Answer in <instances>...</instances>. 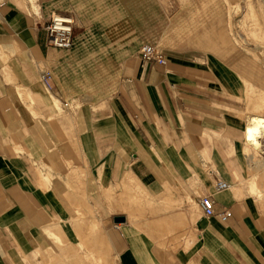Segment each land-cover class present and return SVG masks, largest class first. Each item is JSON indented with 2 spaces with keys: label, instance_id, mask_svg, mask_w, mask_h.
I'll return each instance as SVG.
<instances>
[{
  "label": "crops",
  "instance_id": "obj_1",
  "mask_svg": "<svg viewBox=\"0 0 264 264\" xmlns=\"http://www.w3.org/2000/svg\"><path fill=\"white\" fill-rule=\"evenodd\" d=\"M98 1L0 0V264L38 262L44 256L36 254L47 252L54 238L64 242L71 259L83 244L94 258L114 264H264V185L256 179L261 169L264 178V156H258L261 166L247 165L244 171L252 172L243 175L237 154L229 157L221 143L208 142L239 140L241 124L223 113L224 91L234 94L239 78L224 77L217 55L173 50L165 66L133 55L120 63L109 96L82 103L77 80L64 73L69 56L76 42L86 47L85 32L102 31L99 39L106 44L112 29L83 24L72 48L63 51L47 46L45 26L52 15L79 18L80 10L99 8ZM123 1L110 0L127 24ZM210 15L209 9L190 4L174 13L173 23L201 27ZM173 43V49L182 47L176 39ZM137 46L122 41L106 47ZM42 70L51 74L50 90L42 84ZM244 129L245 122L243 144L233 147L239 155L246 153ZM218 173L247 179L255 194H248L247 186L215 191V180H222ZM112 193L120 196L119 214H111L106 204ZM202 196H211L215 209H228L231 217L224 223L199 219L195 206ZM183 199L186 212L172 222L170 204ZM153 205L162 215L148 218L144 209ZM90 211L94 216L99 211L105 231L110 224L121 225L113 246L98 224L85 229L88 235L80 231V215ZM188 221L197 232L188 251L155 252L152 241L159 246L175 241L174 232ZM112 247L116 261L109 254Z\"/></svg>",
  "mask_w": 264,
  "mask_h": 264
},
{
  "label": "rangeland",
  "instance_id": "obj_2",
  "mask_svg": "<svg viewBox=\"0 0 264 264\" xmlns=\"http://www.w3.org/2000/svg\"><path fill=\"white\" fill-rule=\"evenodd\" d=\"M190 4L193 8L196 4L199 8L209 9V13L212 15L202 18L203 20H208L206 24L203 23L200 27L195 22L192 23L193 26L188 23L181 25L178 22L173 23L174 13L178 9L188 8ZM96 6H99V8H91L90 6V11L86 13L80 10L79 18L74 16L73 37L75 38L79 31L83 29V24L90 25L93 28H100L101 30L109 27L112 30L105 35L108 42L105 44L103 38L99 39V37L104 36L102 31L100 35L92 33V30L85 32L82 36L85 38L81 39L87 41L86 47L80 49L78 48L80 45L76 42L73 55L69 56V61L74 58V64L72 65L67 61V71L64 72L73 80H77L82 103H93L109 96L115 87L116 78L120 71V63L125 57L138 55L140 46L143 43L155 46L165 59L168 52L173 50L186 52L187 55L202 54L204 57L217 55L224 62V66L219 67L224 77L231 78L233 76L234 78H239V80L234 81V94H227V91H224L223 113L230 120L238 121L241 124V128L239 140H208V142L221 143L224 154L229 157L234 156L236 158L238 155L239 158H237L240 160L238 164L243 175L252 172V170L249 172L244 171L247 165L254 167L255 165L261 166L263 164L258 159V151L251 149L246 151L244 146V150L247 153L239 155L233 148L235 144H243L241 133L247 118L255 113L264 117V5L259 0H124L123 6L129 19L127 24H125L126 22H121L119 11L110 0H100ZM31 7L33 8V4ZM95 9H97L96 13H94ZM191 19L195 20V18ZM191 19L187 21L190 22ZM129 22H131L132 27ZM120 25L122 26L120 27ZM81 26L82 28H80ZM118 28H121V31H118ZM169 29H171L170 32H168ZM198 29L203 32L199 33ZM169 36L172 38L169 39ZM173 39L181 43L182 47L173 49L175 44ZM77 40L80 39L77 38ZM122 41H126L129 46L132 43H136L139 47L137 46L134 49L128 47L127 50L106 47L111 46V44L115 46ZM93 46L95 48H91ZM54 74L58 77V73ZM51 99L55 106L58 105V108L61 109L59 103L57 104L53 98ZM79 104L81 103H77L78 106ZM206 166L202 167L205 172L207 171ZM225 166L223 168L224 171H226ZM218 176H220L219 173ZM259 176H263V169H261ZM259 176L256 177L257 181H261L264 185V178H259ZM221 179L228 182V185H233V187L227 189L228 191L232 188L235 191L239 189L242 191L247 186V193L255 194L248 187L247 179ZM257 195L262 200L263 197L259 194ZM108 197L106 204L110 213L119 214L120 196L112 193ZM187 201L189 200L187 199ZM191 201L195 205L193 198ZM170 205L172 206L170 219L175 222L172 218L186 212L187 202L183 199ZM195 207L197 208V206ZM153 208L144 209L146 217L151 218L162 215V211L158 207L154 206ZM99 216V211L95 212V216L91 211L88 214L86 212L85 215H80V231L85 232L84 235H88L85 229H89L94 224L100 225L103 229V223L98 220ZM203 218L201 215L199 219ZM117 227H121V225L110 224V228L107 227L106 231L103 229L107 240L110 245L112 243V246L114 242L117 243L116 241L119 240ZM131 229L144 233L136 227ZM196 233L193 223L191 224L190 221L185 222L183 227L174 232V235L178 236L175 241H169L164 246H159L152 241L155 252L170 256L178 251H188L196 240ZM171 238L172 235L167 237L168 240ZM109 254L116 261V252L113 247ZM36 255L44 257H41L38 262L33 260L32 264H114L111 259L101 260L94 258V254L81 244L77 247L76 259H71L69 257L71 255L69 249L64 245V242L56 238L51 242L47 252L41 255L37 253ZM45 255H47V258H45Z\"/></svg>",
  "mask_w": 264,
  "mask_h": 264
},
{
  "label": "built area",
  "instance_id": "obj_3",
  "mask_svg": "<svg viewBox=\"0 0 264 264\" xmlns=\"http://www.w3.org/2000/svg\"><path fill=\"white\" fill-rule=\"evenodd\" d=\"M264 5V0H259ZM75 19L73 15H52L45 26L47 36V46L54 50H70L73 46V31ZM139 58L144 63L153 62L161 66L166 65L165 57L159 52L155 46L149 43H143L140 46ZM51 74L47 70H42L40 79L45 89L50 90ZM261 147L259 155L264 156V136L259 138ZM215 191L227 190L228 184L222 180H215ZM196 206L201 215L206 219H216L221 223L226 222L231 217V212L228 209L216 210L211 196H202L196 199Z\"/></svg>",
  "mask_w": 264,
  "mask_h": 264
},
{
  "label": "bare ground",
  "instance_id": "obj_4",
  "mask_svg": "<svg viewBox=\"0 0 264 264\" xmlns=\"http://www.w3.org/2000/svg\"><path fill=\"white\" fill-rule=\"evenodd\" d=\"M55 102L57 103L56 100H55ZM244 134H245V139H246V145H245L246 151L251 149V150L260 152L261 143L259 141L260 140L259 138H262V136H264V117L262 115L256 114V113L250 115L247 118V122L245 123ZM242 150H244V149H242ZM229 187L230 186L228 185V188Z\"/></svg>",
  "mask_w": 264,
  "mask_h": 264
},
{
  "label": "water",
  "instance_id": "obj_5",
  "mask_svg": "<svg viewBox=\"0 0 264 264\" xmlns=\"http://www.w3.org/2000/svg\"><path fill=\"white\" fill-rule=\"evenodd\" d=\"M115 223H122L124 222V219L123 218H114L113 220Z\"/></svg>",
  "mask_w": 264,
  "mask_h": 264
}]
</instances>
